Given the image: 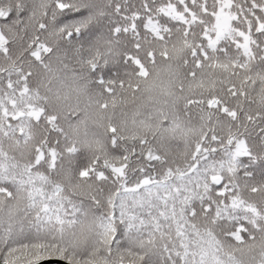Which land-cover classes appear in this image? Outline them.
Returning a JSON list of instances; mask_svg holds the SVG:
<instances>
[{
	"label": "snow or ice",
	"instance_id": "obj_1",
	"mask_svg": "<svg viewBox=\"0 0 264 264\" xmlns=\"http://www.w3.org/2000/svg\"><path fill=\"white\" fill-rule=\"evenodd\" d=\"M0 264H264V0H0Z\"/></svg>",
	"mask_w": 264,
	"mask_h": 264
}]
</instances>
